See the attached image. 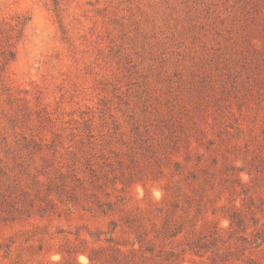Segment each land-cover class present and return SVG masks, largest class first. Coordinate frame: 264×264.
<instances>
[{"label": "rangeland", "instance_id": "rangeland-1", "mask_svg": "<svg viewBox=\"0 0 264 264\" xmlns=\"http://www.w3.org/2000/svg\"><path fill=\"white\" fill-rule=\"evenodd\" d=\"M250 198L264 199V0H0V264H95L133 241L129 218L151 238L194 199L197 228L227 237Z\"/></svg>", "mask_w": 264, "mask_h": 264}, {"label": "trees", "instance_id": "trees-1", "mask_svg": "<svg viewBox=\"0 0 264 264\" xmlns=\"http://www.w3.org/2000/svg\"><path fill=\"white\" fill-rule=\"evenodd\" d=\"M195 201H188L189 206L183 214L178 212L179 203H172L165 211L161 225L153 223L155 236L151 238L150 231L138 216L129 218L125 222V229L135 233L133 241L95 248L89 254L91 261H95V264H183L186 254L190 253L200 258L194 260V264H264L263 198L259 204L250 198L249 203L242 207L233 204L228 208L226 216L231 223L227 237L222 235L217 222L197 228L198 217L204 208L198 200L195 216L190 217L189 209ZM163 211V208L156 210L158 215H162ZM258 213L262 215L258 216ZM125 229L124 232H127ZM108 241L114 243L113 240ZM54 264L80 263L65 258Z\"/></svg>", "mask_w": 264, "mask_h": 264}]
</instances>
